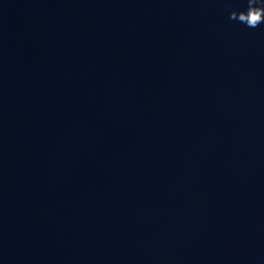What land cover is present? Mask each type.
<instances>
[{
    "label": "water",
    "instance_id": "1",
    "mask_svg": "<svg viewBox=\"0 0 264 264\" xmlns=\"http://www.w3.org/2000/svg\"><path fill=\"white\" fill-rule=\"evenodd\" d=\"M247 7L0 0V264H264Z\"/></svg>",
    "mask_w": 264,
    "mask_h": 264
},
{
    "label": "clouds",
    "instance_id": "2",
    "mask_svg": "<svg viewBox=\"0 0 264 264\" xmlns=\"http://www.w3.org/2000/svg\"><path fill=\"white\" fill-rule=\"evenodd\" d=\"M230 19L238 21L248 28H257L264 24V2L262 0H248L247 9L232 11Z\"/></svg>",
    "mask_w": 264,
    "mask_h": 264
}]
</instances>
